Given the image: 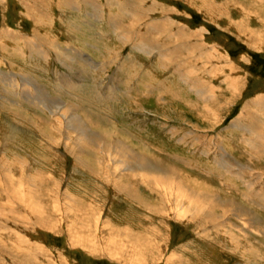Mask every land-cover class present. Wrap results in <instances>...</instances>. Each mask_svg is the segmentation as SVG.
<instances>
[{
    "label": "rangeland",
    "instance_id": "374dc122",
    "mask_svg": "<svg viewBox=\"0 0 264 264\" xmlns=\"http://www.w3.org/2000/svg\"><path fill=\"white\" fill-rule=\"evenodd\" d=\"M35 1L38 3H34ZM222 1L218 0V2ZM6 2L0 3V58H2L0 71L3 73L0 75V163L4 159H16L24 162L27 167L22 171L20 168L10 167L12 172L17 175L20 174L19 176H22L24 180H27L30 173H35V171L48 172L47 176L50 177V182L48 181L49 184L47 182V188L51 185L52 180L61 179L62 172L65 173V181L60 184L59 193L69 191L75 197L81 196L89 204L90 210L95 213L98 212V214L101 213V220L97 225L99 228L96 227V230L93 227L95 231L92 229L93 236L90 235L95 243L92 241V246L89 248V245L84 244L83 247H75V242L73 244L69 242V236L63 223L61 225L57 223L56 231H49L47 229L51 226L44 225L45 222L39 221L38 218H36L37 222L34 221L35 215L27 210L29 202L22 198V186L17 182H4L0 171V216H3V218L0 217V230L2 233L0 240L10 246L17 239L20 240L24 247L23 253L27 257L29 256L30 259L35 258L34 261L37 264H134L135 262L132 259L137 258L139 255L131 258L130 250L118 249L115 251L108 248L103 251V236L109 230L104 228L105 222H108L115 229L122 230L128 227L131 232H138V229L141 228L142 231L149 230L147 231L149 234H151L150 231L153 228L161 229L163 225H170L171 243L168 244V250H173V256L175 254L183 255L181 248L186 246L184 247V252H186L185 264H264V194H262L264 192L259 190L264 189V140L259 141L251 132L244 133V135L243 132L240 133L232 127L234 124H238L235 122L242 113L246 121L254 120L260 125L261 129H264V116L261 119L258 118L262 112L258 106L253 105L255 107L253 108L250 104L255 98L259 97L264 102V51H256V49L243 42L236 27L230 28L227 19L224 17L217 25L212 24L208 19L205 20L198 11L190 10L181 4L179 0H113L114 5H108L107 0H24L22 3L19 0H7ZM61 2L72 3L73 8L63 7ZM235 2L238 8L233 3L232 5H230L231 3L228 4L230 10L226 13L228 15L226 17L229 20L241 21L240 17L244 16L243 11L245 8L247 11L252 8L251 11H254V14L253 12V15L248 16L245 14V17L248 16V18L246 21L242 20L245 21L244 25L247 28L264 30V0H235ZM26 3L32 8L43 10L41 11L48 24V34H41L42 31L36 34L32 32L34 24L30 17L34 16L27 12L30 9L26 8ZM137 3L138 5H136ZM243 3H245V6H243ZM35 4H37L36 7ZM58 5L67 14V20H64L66 17L63 18V14L59 12ZM240 5L244 9L240 8ZM64 8L68 9L65 10ZM151 8L154 10L153 13ZM123 12L128 13L126 18ZM2 14H5V16ZM24 14H28V16L24 17ZM164 18H171V25ZM62 21L68 23L79 21L77 22L79 25L75 28L76 35H80L82 40L87 38L89 44H84L80 40L79 45L76 39L70 41L64 30V28H70V26L62 23ZM180 21L192 30L195 29L193 32L201 33L200 41L197 40L204 44L202 45V53L199 54L201 62L197 58L198 61L196 62L182 64L187 59L194 58L195 54H189L188 58L182 60L179 57L184 54H177V50L181 52L183 46L188 43H195L196 39L186 42L183 39H177L176 34L169 36L170 32L178 30L177 26H181ZM227 28H230L229 31H226ZM184 31L187 33L186 30ZM1 40L11 42L6 44L4 52ZM51 41L55 42L57 46L50 45ZM151 41L155 44L153 47L148 46V43L151 45ZM33 44L38 46L39 53L37 47H33ZM138 44L147 45L145 47L150 49L147 50V53H145L146 50H143L144 52L137 50L136 46ZM155 46L160 49L155 50ZM77 47L88 56H79L78 52L74 54L75 60L84 62L81 59L86 58L88 61L84 59V67L81 66L82 75L74 77V73L71 72V67L65 61L66 58L62 51L68 48L73 51ZM212 50L214 51V57L207 61L206 55L203 54ZM129 52H131V55ZM159 54L166 57H160ZM121 55L124 57L122 58ZM220 59L227 61V69L225 67L218 68L211 75H206L204 80L201 77L204 72L210 70L213 63L214 65L223 63ZM204 62L207 64L203 65ZM200 65L201 68H199ZM190 69L192 72L189 71ZM149 71L152 73L149 74ZM186 72H190V74L187 75ZM10 76H12V79ZM27 77L33 80L31 81L32 86L28 87L32 91L27 90L28 88L25 87L28 82ZM228 78H234L238 86H241L243 82L244 85L241 90L239 91L238 87L237 89L231 88L227 81ZM205 81L209 84V87L211 85L213 87L212 92L208 94H203L201 91L204 90L203 83ZM77 84L81 86L82 90H75ZM36 90L43 93L36 96V102L23 98L25 97V91H28V94H33ZM233 91H235V94L232 93ZM81 95L84 96L81 97ZM55 97L67 99L62 104L63 106L61 105L62 107L67 106L70 102L75 106L84 108L90 114L89 118L81 116L80 118L87 122L86 125L90 124L92 127H96L95 130L107 141L110 140L109 138L119 139L120 143L122 142L133 152L144 154L151 161H158L162 164L161 166L170 168L172 172L179 167L182 170L184 169L186 176L213 184L215 190L218 189L222 195L235 199L261 221L259 224L260 232H257L256 228L254 229L257 231L247 232V235L253 241L245 242L236 226L225 227L228 229L226 231H221L219 228L215 234L214 231L218 228V223L214 224L217 227H213L212 223L201 220V218L184 221V225L188 224L189 226L183 228L175 219L176 216L174 217L172 214L174 213L172 204L164 203L162 189L156 181L151 183L142 174L137 176L139 179L134 177L133 180L130 176V178L124 176L128 181L125 178H120L125 182H129L130 186H134L133 192L137 190V187L141 193L144 190V193L139 194L142 195L144 200L159 205V211L164 214L163 220H161L160 212L159 215L154 213L156 210L154 207H150V203L148 205L145 201L140 202V199L131 197L127 191L122 193V191L114 188V185H119L120 179L118 178L123 172L116 170L118 173L115 175L110 160L106 159L99 151L95 152L93 147H91L93 149L91 152L94 153L92 157L94 155L96 157L94 166L98 169L97 174L88 167L77 168L69 153H64L62 145L56 149L54 146L48 145L43 138L52 139L55 138L54 136L35 130L36 125L44 123L50 134H56L53 128L57 125L56 115L59 111H56L55 108L51 110L48 105L43 104L45 100H53ZM207 109H210L209 111L213 109L212 118L208 116ZM249 111L254 113V119L250 116H246L247 119L245 118ZM98 124L101 126H98ZM212 125L215 127H212ZM252 127L254 126L252 125ZM226 135L229 138L228 142L225 141ZM70 137L72 139L76 138ZM13 138L17 140L16 145L10 144ZM96 145L97 143L94 144L95 147ZM105 163L107 164L105 165ZM112 170L114 171L112 172ZM242 179L245 180L242 181ZM239 180L241 183H239ZM108 181L109 183H107ZM246 186H249L248 188L252 190L246 189ZM161 197L163 198L161 199ZM58 201L63 202V198L60 197ZM63 212H65L64 208L59 206L53 215V220H59V216L65 214ZM234 213L238 214L236 210ZM222 214L225 215V212L222 211ZM227 217L230 218L227 222L233 221L237 225L242 224L243 220L236 215L228 213ZM197 219L199 222H197ZM224 220L226 219L223 218ZM150 222L152 224L154 222V224L151 225ZM23 227H26V229L24 230ZM199 227L203 230H199ZM208 229L211 231L209 232ZM227 234L242 237H239V239ZM7 237L10 238L7 239ZM230 238H233L239 247L231 246ZM181 241H184V243L182 244ZM186 241L188 244H186ZM252 244L255 250L257 249L256 255L249 248L246 250V246H252ZM87 248L90 252L86 250ZM147 257H150L149 254ZM147 257H145V261L148 264H161V260H163L152 262ZM0 263H7V256L1 250Z\"/></svg>",
    "mask_w": 264,
    "mask_h": 264
},
{
    "label": "bare ground",
    "instance_id": "6f19581e",
    "mask_svg": "<svg viewBox=\"0 0 264 264\" xmlns=\"http://www.w3.org/2000/svg\"><path fill=\"white\" fill-rule=\"evenodd\" d=\"M7 0H1V2L3 3H7ZM15 1V0H14ZM17 1V0H16ZM21 3L24 2V0H19ZM108 1V5H114L113 0H107ZM121 1V0H120ZM150 1V0H149ZM181 2V4L185 5L187 8H189L192 11H198L205 20H209L210 23L212 24H218V22L224 17L225 19H227V24L230 28H235L238 30L239 33V37H241V40H243V42H245L248 46L253 47L254 49H256V51H264V30L263 29H258V28H247L246 25H244L245 21L247 20L249 15H253L254 11H251V7H247V8H251L248 9V11L245 10L244 12V16L242 15L241 21H237L235 22L232 20H229L226 16H228L226 13H228V10L230 6H228V4L232 5V3L234 5H236L235 0H223L222 2H218V0H179ZM0 2V3H1ZM53 2V1H52ZM125 2V1H124ZM153 2V1H152ZM238 2V1H237ZM240 2V1H239ZM242 2V1H241ZM34 3H38L37 1H35ZM93 3V2H92ZM131 3V2H130ZM142 3V2H141ZM27 4V3H26ZM68 4V5H67ZM102 4V3H101ZM120 4V3H119ZM241 4V3H240ZM245 3H243V6ZM2 5V4H1ZM37 4H35L36 7ZM61 5L63 7H69V8H73V4L72 3H64L61 2ZM125 5V4H124ZM127 5V4H126ZM138 5V3L136 4ZM142 5V4H141ZM6 6V5H5ZM4 6V8H5ZM44 6V5H43ZM90 6V5H89ZM134 6V5H133ZM241 6V5H240ZM243 6H241L240 8H242ZM56 7V6H55ZM106 7V5H105ZM114 7V6H113ZM142 7V6H141ZM147 7V6H145ZM26 8L30 9L27 12L32 14L34 17H30V19L32 18V23L34 24V28H33V33H40L41 34H48L47 31V21L46 18L43 16L42 11L39 8H32V6H30L29 4H27ZM46 8V7H45ZM51 8V7H50ZM59 9V12L61 14H63V18L67 16V14L63 11L62 8L57 7ZM126 8V6H125ZM124 8V9H125ZM236 8H238V6L236 5ZM53 9V8H52ZM65 10L68 8H64ZM110 9V8H109ZM153 10V8H151ZM244 9V8H242ZM40 10V11H39ZM114 10V9H113ZM151 10V11H152ZM157 10V9H156ZM155 10V11H156ZM89 11V10H88ZM105 11V10H104ZM149 11V10H148ZM6 12V11H4ZM26 12V13H27ZM64 12V13H63ZM122 12V11H120ZM147 12V11H146ZM154 12V10L152 11V13ZM253 12V14H252ZM256 12V11H255ZM260 12V11H259ZM3 13V12H2ZM92 13V12H91ZM142 13V10H141ZM231 13V12H230ZM78 14V13H77ZM121 13H119L120 15ZM180 14V13H179ZM245 14H247L245 17ZM259 14V13H258ZM3 16H5V14H2ZM21 15V14H20ZM60 15V14H59ZM91 15V14H90ZM124 17L126 18V16L128 15V13L123 12ZM149 15V13H148ZM199 15V16H201ZM230 15V14H229ZM22 16V15H21ZM28 14H24V17H27ZM73 16V15H72ZM71 16V17H72ZM85 16V15H84ZM118 16V14H117ZM122 16V15H120ZM168 16V15H167ZM20 17V16H19ZM61 17V16H60ZM149 17V16H146ZM4 18V17H3ZM53 18V17H52ZM57 18V16H56ZM99 18V16H98ZM118 18V17H117ZM138 18V17H137ZM145 18V17H144ZM235 18V17H234ZM51 19V17H50ZM101 19V18H100ZM165 19V18H164ZM261 19V17H260ZM259 19V20H260ZM53 20V19H52ZM67 20V17L64 19ZM144 20V19H143ZM170 25H171V18H166L165 19ZM245 20V21H242ZM30 21V20H29ZM54 21V20H53ZM95 21V20H94ZM191 21V20H190ZM202 21V19H201ZM261 21V20H260ZM2 22V21H1ZM77 22L79 21H70V23H68L67 21H62V23H65L67 25L70 26V28H64L65 30V35H67V37L71 39L78 41L77 43H79L80 40V35H76V27L79 25ZM123 22V21H122ZM166 22V23H167ZM181 22V21H180ZM203 22V21H202ZM3 23V22H2ZM55 23V22H54ZM94 23V22H93ZM124 23V22H123ZM127 23V22H126ZM129 23V22H128ZM167 23V24H168ZM201 23V22H200ZM258 23V22H257ZM262 23V22H261ZM17 23L15 22V25ZM125 24V23H124ZM132 24V23H131ZM145 24V23H144ZM3 25V24H2ZM1 25V26H2ZM60 25V24H59ZM82 25V23H81ZM91 25V24H90ZM136 25V24H135ZM164 25V24H163ZM162 25V26H163ZM166 25V24H165ZM262 25V24H261ZM7 26V25H6ZM18 26V25H17ZM21 26V25H20ZM64 26V24H63ZM113 26V25H112ZM134 26V25H133ZM144 26V25H143ZM158 26V25H156ZM155 26V27H156ZM3 27V26H2ZM5 27V26H4ZM16 27V26H15ZM57 27V26H55ZM65 27V26H64ZM89 27V26H88ZM131 27V26H130ZM150 27V26H149ZM166 27V26H164ZM168 27V26H167ZM58 28V27H57ZM113 28V27H112ZM160 28V27H159ZM171 28V27H170ZM230 28H227L226 31H229ZM260 28V27H259ZM93 29V28H92ZM146 29V28H145ZM149 29V28H148ZM152 29V28H151ZM155 29V28H154ZM163 29V28H162ZM178 30L172 31L170 32L169 36H173V34L177 35V39H183L186 42L190 41L191 39H196V42L193 43H188L185 46H183V49L180 51L177 50V54H184L181 57H179L180 59H184V58H188V55H192L195 54L194 58L192 59H187L186 62H182V64L184 63H192V62H196L200 61V55L202 53V42H198L197 40H199V37L201 35L200 32H193L195 29H191L190 27H188L186 24H183L181 22V26H177ZM95 30V29H94ZM132 30V29H131ZM134 30V29H133ZM156 30V29H155ZM187 33H185V31ZM190 30V31H189ZM6 31V30H5ZM21 31V30H20ZM63 31V30H62ZM93 31V30H92ZM126 31V30H124ZM159 31V30H158ZM161 31V30H160ZM159 31V32H160ZM17 32L19 33V31L17 30ZM30 32V31H29ZM86 32V31H85ZM123 32V31H122ZM155 32V31H154ZM63 33V32H62ZM61 33V34H62ZM92 33V32H91ZM107 33V32H106ZM121 33V32H120ZM86 34V33H85ZM84 34V35H85ZM117 34V33H116ZM132 34V33H131ZM7 35V34H6ZM24 35V34H22ZM31 35V33H30ZM58 36V34H56ZM124 35V34H123ZM187 35V37H186ZM8 36V35H7ZM78 36V37H77ZM27 37V36H26ZM51 37V36H50ZM125 37V36H124ZM52 38V37H51ZM22 39V38H21ZM61 39V38H60ZM84 39V38H83ZM87 38H85L84 40H82V42L84 44H87L88 41L86 40ZM126 39V38H125ZM155 39V38H153ZM131 40V39H130ZM24 41V40H23ZM55 41V40H54ZM67 41V40H66ZM200 41V40H199ZM26 42V41H25ZM155 42V41H154ZM7 43H11L8 40L6 41H2L1 40V45H2V49L3 52L5 50V46ZM34 43V41H33ZM59 43V42H58ZM76 43V42H75ZM76 43V44H77ZM144 43V42H143ZM142 43V44H143ZM16 44V43H15ZM22 44V43H21ZM24 44V43H23ZM22 44V45H23ZM52 46H57L55 42H50L49 43ZM70 44V43H68ZM83 44V45H84ZM89 44V43H88ZM130 44V43H129ZM137 44V43H136ZM142 44H138L136 46L137 50L143 51L146 50L145 53H147V50H149V47H145L147 45H142ZM150 43H148V46H154L155 44L152 43L151 41V45H149ZM153 44V45H152ZM60 45V44H58ZM80 45V43H79ZM112 45V44H111ZM157 45V44H156ZM115 46V45H114ZM119 46V45H118ZM121 46V45H120ZM188 46V47H187ZM33 47H37V51L39 53V48L38 46H36L35 44H33ZM14 48V47H13ZM54 48V47H53ZM74 48V47H73ZM84 48V46H83ZM103 48V47H102ZM58 49V48H56ZM61 49V48H60ZM72 49V48H71ZM153 49V48H152ZM155 50H158L160 48H158V46L154 47ZM25 50V49H24ZM23 50V51H24ZM105 50V49H104ZM187 50H189L187 52ZM20 51V50H19ZM54 51V50H53ZM58 51V50H57ZM62 51V50H60ZM121 51V50H120ZM192 51V52H191ZM79 52V56H88L87 54L84 53V51H80L79 48L77 47V49H73L70 50L69 48L62 51V53L64 54L65 58H66V62L69 63L70 67H71V72L74 73V77H78L82 75V70H81V66L84 65V62L86 60V58H83L81 60H83L84 62H80V61H76L74 54ZM111 52V51H110ZM116 52V51H115ZM134 52V51H133ZM144 52V51H143ZM24 53V52H22ZM131 55V52H129ZM26 54V53H25ZM56 54V53H55ZM114 54V53H113ZM118 54V53H117ZM155 54V53H154ZM153 54V55H154ZM197 54V55H196ZM214 51L212 50L211 52H207L206 55L207 57V61H210V59H212L214 56ZM58 55V54H56ZM110 55V53H109ZM135 55V54H134ZM156 55V54H155ZM154 55V56H155ZM202 55V56H203ZM31 56V55H30ZM122 56V55H121ZM160 57H166L165 55L159 54ZM180 56V55H179ZM21 57V56H20ZM54 57V56H53ZM56 57V56H55ZM58 57V56H57ZM90 57V56H89ZM124 56H122L123 58ZM171 57V56H170ZM5 58V57H4ZM37 58V57H36ZM91 58V57H90ZM111 58V57H110ZM117 58V57H116ZM115 58V59H116ZM132 58V57H131ZM148 58V57H147ZM198 58V59H197ZM2 58H0L1 61ZM38 59V58H37ZM58 59V58H57ZM85 59V60H84ZM121 59V58H120ZM136 59V58H135ZM134 59V61H135ZM149 59V58H148ZM162 59V58H161ZM171 59V58H168ZM175 59V58H174ZM30 60V59H29ZM59 60V59H58ZM61 60V59H60ZM93 60V59H92ZM117 60V59H116ZM124 60V59H123ZM122 60V61H123ZM154 60V59H153ZM173 60V59H172ZM31 61V60H30ZM63 61V60H62ZM77 64H76V62ZM88 61V60H86ZM94 61V60H93ZM174 61V60H173ZM177 61V60H176ZM221 62L223 63H218L217 65H214V63L212 64V67L210 70L204 72V74L201 77H205L206 75H211L213 72L217 71L218 68H226V60L224 59H220ZM6 62V61H5ZM33 62V60H32ZM60 62V61H59ZM154 62V61H153ZM156 62V61H155ZM171 62V61H170ZM201 62V61H200ZM197 62V63H200ZM16 63V62H15ZM19 63V62H17ZM31 63V62H30ZM34 63V62H33ZM63 63V62H61ZM92 63V62H91ZM99 63V62H97ZM3 64V62H2ZM6 64V63H5ZM153 64V63H152ZM156 64V63H154ZM161 64V63H160ZM207 63L204 62L203 65H206ZM139 65V64H138ZM180 65V64H179ZM5 66V65H4ZM7 66V65H6ZM91 66V65H90ZM136 66V65H135ZM161 66V65H160ZM183 66V65H181ZM2 67V66H1ZM68 67V66H67ZM84 67V66H83ZM137 67V66H136ZM136 67H134V69H136ZM159 67V65H158ZM164 67V66H163ZM198 67V66H197ZM231 67V66H230ZM229 67V68H230ZM16 68V65H15ZM91 68V67H89ZM97 68V67H96ZM150 68V67H149ZM148 68V69H149ZM199 68H201V65L199 66ZM198 69V68H197ZM2 70V69H1ZM4 70V69H3ZM151 70V68H150ZM9 71V70H8ZM12 71V70H11ZM16 71V70H15ZM102 71V70H101ZM191 71V69L189 70ZM5 72V71H3ZM14 72V71H13ZM69 72V71H68ZM100 72V71H98ZM103 72V71H102ZM101 72V73H102ZM192 72V71H191ZM199 72V70H198ZM12 73V72H11ZM16 73V72H15ZM100 73V74H101ZM152 73L151 71H149V74ZM197 73V72H195ZM3 73L0 71V75H2ZM9 74V73H8ZM18 74V73H17ZM187 75L190 74V72H186ZM102 75V74H101ZM196 75V74H195ZM23 76V75H22ZM71 76V75H70ZM5 77V76H4ZM14 77V76H13ZM6 78V77H5ZM10 78L12 79V76H10ZM16 78V77H15ZM190 78V77H189ZM10 79V80H11ZM18 79V78H17ZM199 79V78H198ZM26 80L27 82V86H25L26 88H28L29 86H32V82L33 81L30 77H27ZM142 80V79H141ZM205 80V78H204ZM25 81V80H24ZM149 81V80H148ZM228 83L230 85L231 88L237 89V87L239 88V91L241 90V88L243 87L244 83H241V86L237 85V82L234 78H228ZM188 82V81H187ZM200 82V81H199ZM12 83V82H11ZM57 83V82H56ZM67 83V82H66ZM82 83V82H81ZM80 83V84H81ZM201 83V82H200ZM7 84V83H6ZM20 84V83H19ZM39 84V83H38ZM79 84V83H78ZM77 84V85H78ZM84 84V83H83ZM145 84V83H144ZM190 84V83H189ZM194 84V83H193ZM22 85V84H21ZM65 85V84H63ZM76 85V89L82 90L81 86ZM154 85V84H153ZM196 85V84H194ZM237 85V86H236ZM55 86V85H54ZM62 86V85H61ZM146 86V85H145ZM204 86V90H201L203 94H208L209 92H212L213 87L212 85L209 87V84L206 83V81L203 83ZM236 86V87H235ZM16 87V86H13ZM38 87V86H37ZM36 87V88H37ZM66 87V86H64ZM35 88V87H32ZM35 88V89H36ZM39 88V87H38ZM143 88V87H142ZM201 88V87H200ZM199 88V89H200ZM40 89V88H39ZM195 89V88H194ZM198 89V88H196ZM27 90H31V88L27 89ZM4 91V90H3ZM90 91V90H89ZM82 92V91H81ZM94 92V91H93ZM28 91H25L24 96L23 97L25 100H29L31 102H36L37 101V97L36 96H40L42 93L41 91L37 92L34 91L33 94H28ZM46 93V92H44ZM80 93V92H79ZM233 94H235V91L232 92ZM9 94V93H8ZM19 94V93H18ZM43 94V93H42ZM45 95V94H44ZM43 95V96H44ZM52 95V94H51ZM49 96V95H48ZM84 96V95H83ZM81 95V97H83ZM1 97V96H0ZM6 97V96H5ZM13 97V96H12ZM16 97V96H15ZM61 97V96H60ZM78 97V96H77ZM94 97V96H93ZM49 99V98H48ZM92 99V98H91ZM153 99V98H152ZM16 100V99H15ZM67 99H59L53 98V100H45L43 102V104L48 105L51 110L52 109H56V111H59L58 115H56V123L57 125L54 126V131L56 132V134H50L45 126L46 124H38L35 126V130L39 131L43 134H49L51 136H54L55 138L49 139L46 137H43L45 142L50 145V146H54L56 149H58V147L60 145H62L64 147V153L67 154L69 153V155L72 157V159H74L77 168H82V167H88L92 170V172L94 171L96 174L98 171V169L94 166V162L96 160L95 155L92 157V155L94 153H92L91 151L93 150L91 147H93L96 151H99L100 153H102L106 159L110 160V164L113 166L112 172L114 171V174L116 175V173H118V171H120L121 176L118 178H125L124 176L127 177H131L132 180L134 177H137L139 174L144 175V177L146 178V180L150 181L152 183V181H156L157 185L160 186V188L162 189L163 192V196H164V203H171L172 207H173V212L172 213L174 215V217L176 216V220L179 223V225L183 228H185L187 225H184V221H190L194 220L195 218H201V220L204 221H208L209 223L213 224V227L215 226L214 224L218 225V228H216V230L214 231L215 234L218 232V229L220 228L221 231H226L228 229H226L225 227H234L236 226L238 228V232L241 233V235L243 236V239H245V242H251L253 241L249 235H247V232L249 231H254L256 228L257 232L259 231V224L261 221L258 220V218L250 212L249 209H246L244 206H242L241 204H239L235 199H232L231 197H228L226 195H222L221 192H219V190H215V187L213 186V184H210L208 182L205 181H198L195 179L190 178L189 176L185 175V171L182 170V168L177 167V169H175L174 172H172L170 170V168H167L166 166H161V163H158V161H151L150 158H146L144 156V154H140V153H135L132 150H130L126 145H124L122 142L120 143L119 139H113V138H109L110 140L107 141L106 138H104L101 134H99V132L96 129V127H92L90 124H87V122H84L82 120L81 117H86L89 118L88 116L90 115L84 108H80L79 106H75L73 104H71L70 102H68V105L65 107H62L65 103ZM87 100V99H86ZM5 101V100H4ZM10 101V100H9ZM106 101V100H105ZM255 101H259V102H263L262 100H260L259 98H255L252 102H250V104L252 105H256L258 106L259 110L262 112L261 115L258 116L259 119L263 118L264 116V102L263 103H259V102H255ZM11 102V101H10ZM14 102V101H13ZM41 104V103H40ZM14 105V104H13ZM62 105V106H61ZM45 106V105H44ZM61 106V107H59ZM12 107V106H11ZM47 107V106H46ZM44 107V108H46ZM255 108V107H253ZM35 109V108H33ZM32 109V110H33ZM31 110V111H32ZM210 109H207V112H209V117L212 118V113H213V109L211 111H209ZM258 110V111H259ZM46 111V110H45ZM217 111V110H216ZM255 111V109H254ZM34 112V111H33ZM55 112V111H54ZM219 112V111H217ZM245 112V111H244ZM243 112V113H244ZM257 112V111H256ZM19 113V112H18ZM44 113V110H43ZM15 114V113H14ZM21 114V113H20ZM19 114V115H20ZM42 114V113H41ZM54 114V113H53ZM239 114V113H238ZM253 112L249 111L247 115H245V118L247 119L246 116H250L252 119H254L253 117ZM259 114V113H258ZM48 115V114H47ZM252 115V116H251ZM21 116V115H20ZM53 116V115H52ZM218 116V115H217ZM222 116V115H221ZM49 117V115H48ZM206 117V116H205ZM28 118V117H27ZM42 118V117H41ZM52 118V117H51ZM220 118V117H218ZM217 118V119H218ZM214 119V118H213ZM38 120V119H37ZM41 120V119H40ZM51 120V119H50ZM210 120V119H209ZM215 120V119H214ZM221 120V119H220ZM253 121V122H252ZM46 122V121H45ZM208 122V121H207ZM220 122V121H219ZM41 123V122H40ZM235 123L238 124H234L232 127L236 128V130L240 133L243 132L244 133H249L251 132L253 135H255L259 141L264 140V129L260 128V125L255 122L254 120H248L246 121L244 119V115H242V113L238 116V119L236 120ZM49 124V123H48ZM211 124V123H210ZM85 125V126H83ZM90 125V126H89ZM100 124H98L99 126ZM252 125L254 127H252ZM101 126V125H100ZM212 127H215L214 125H212ZM263 127V126H261ZM226 129V128H225ZM229 129V128H228ZM256 129V130H254ZM256 131V132H255ZM255 134H254V133ZM230 133V132H229ZM245 135V134H244ZM70 136L76 137L74 139H72ZM247 136V134H246ZM245 136V137H246ZM224 138V137H223ZM232 138V137H231ZM230 138V139H231ZM243 138V137H242ZM249 138V137H248ZM241 140V139H240ZM239 140V141H240ZM225 141H229L228 135H226ZM232 142V141H231ZM241 142V141H240ZM254 142V140H253ZM97 143L96 147L94 146V144ZM251 143V142H250ZM10 144L12 145H16L17 144V140L16 139H11ZM219 144V143H218ZM222 145V144H221ZM226 145V144H225ZM224 145V146H225ZM239 145V144H238ZM255 145V144H254ZM90 147L89 149H86ZM223 150V149H222ZM221 151V150H220ZM227 153V152H226ZM220 154V153H219ZM228 154V153H227ZM231 155V154H230ZM222 156V155H221ZM222 158V157H220ZM263 158V157H262ZM69 159V158H68ZM251 159V158H250ZM260 159V158H259ZM186 160V159H185ZM232 160V159H231ZM183 161V160H182ZM262 161V160H261ZM102 162V161H100ZM178 162V161H177ZM228 162V161H227ZM232 162V161H231ZM98 163V162H97ZM179 163V162H178ZM186 163V162H185ZM191 163V162H190ZM189 163V165H191ZM107 163H105L106 165ZM188 164V163H187ZM177 165V164H176ZM188 165V166H189ZM225 165V163H224ZM236 165V164H233ZM262 165V164H261ZM4 166V167H3ZM194 166V165H193ZM227 166V164H226ZM225 166V167H226ZM232 166V165H231ZM20 168V170H24L27 165L24 162H20L17 161L16 159H4L1 163H0V171H1V175L3 178L4 182H12L15 183L17 182L21 187V194H22V198L26 199L29 204L27 206V210L35 215L34 221L37 222L36 218L39 219V221L45 222L44 225L46 226H51L49 229V231H56L57 230V226L59 223V225H61L63 223L64 228L66 230V233L69 236V242L71 244H73V242H75V247L81 246L83 247L84 245H89L88 248L90 246H92V241L95 243V240L90 236L92 235V229L93 227L96 229L98 222L100 219V214L95 213L94 211L90 210V206L87 203L86 200H84L83 198H81V196L75 197L73 193L67 191V192H63L62 194L59 193V189H60V184L65 181V173L61 174V179L60 178H56L55 180L51 181V185L47 188L46 185L49 184V179L50 177L47 176V173H42L41 171H35V173H30L29 177L27 180H24L22 176L17 175L16 173L12 172L11 169L12 168ZM186 167V166H184ZM190 167V166H189ZM206 167V166H205ZM235 167V166H234ZM237 167V166H236ZM258 167V166H257ZM264 167V166H263ZM106 168V167H104ZM187 168V167H186ZM233 168V167H231ZM241 168V166H240ZM250 168V167H249ZM188 169V168H187ZM204 169V168H203ZM216 169V167H215ZM118 170V171H116ZM217 170V169H216ZM208 171V170H207ZM222 171V170H221ZM229 171H230V167H229ZM237 171V169H236ZM242 172V170H240ZM250 171V170H249ZM191 172V171H190ZM194 172V171H193ZM78 173V172H77ZM192 173V172H191ZM220 173V172H219ZM229 173V172H228ZM239 173V172H238ZM259 173V172H258ZM261 173V172H260ZM119 174V175H120ZM222 174V173H221ZM225 173L223 172V175ZM233 174V173H232ZM243 174V173H242ZM263 174V173H262ZM105 175V174H104ZM114 175V177H115ZM229 175V174H227ZM252 175V174H251ZM112 176V175H111ZM225 176V175H224ZM110 177V176H109ZM129 177V178H130ZM189 179H187V178ZM219 177V176H218ZM226 177V176H225ZM232 177V175H231ZM138 178V177H137ZM220 178V177H219ZM223 178V177H222ZM240 178V177H239ZM244 178V177H243ZM109 179V178H108ZM126 179V178H125ZM136 179V178H135ZM134 179V180H135ZM139 179V178H138ZM137 179V180H138ZM226 179V178H225ZM241 179V178H240ZM247 179V178H246ZM127 180V179H126ZM132 180H130L132 182ZM245 179H242V181ZM251 180V179H249ZM49 181V182H48ZM119 181V180H118ZM128 181V180H127ZM141 181V180H139ZM192 181V182H191ZM224 181V180H223ZM229 181V180H228ZM238 181V180H237ZM252 181V180H251ZM250 181V182H251ZM48 182V184H47ZM136 182V181H135ZM155 182V183H156ZM220 182V181H219ZM222 182V181H221ZM231 183L233 181H230ZM236 182V181H235ZM257 182V180H256ZM255 182V183H256ZM109 183V181L107 182ZM142 183V182H141ZM228 183V182H226ZM225 183V184H226ZM230 183V184H231ZM239 183L240 180H239ZM243 183V182H242ZM246 184V183H245ZM69 185V184H68ZM243 185V184H242ZM141 186V185H140ZM149 186V185H148ZM157 186V187H159ZM110 187V186H109ZM249 187V186H248ZM246 186V189H249ZM253 187V186H251ZM261 187V185H260ZM114 188L117 189L118 191H122L125 192L127 191V193H129L131 195V197L133 198H137L140 199V202H147L146 204L149 205V201H147L146 199L144 200V198L142 197L143 192L141 193V191L138 189L135 190V192H133L132 190L134 189V186H130L129 182H125L123 180L120 179V183L119 185H114ZM121 190H119V189ZM149 188V187H148ZM255 188V187H254ZM258 189V188H257ZM147 190V189H146ZM145 190V191H146ZM158 190V188H157ZM249 190H252L251 188ZM262 190V192H264V189H259ZM151 191V190H150ZM246 191V190H244ZM117 192V191H116ZM115 192V193H116ZM248 192V190H247ZM118 193V192H117ZM246 193V192H245ZM252 193V191H251ZM258 193V191H257ZM158 194V193H157ZM244 194V193H243ZM264 194V193H262ZM138 195V196H136ZM144 195V194H143ZM147 195V194H146ZM154 195V194H153ZM152 195V196H153ZM245 195V194H244ZM259 195V193H258ZM257 195V196H258ZM63 198V202H59L58 199ZM150 197V196H149ZM243 197V195H242ZM260 197V196H259ZM116 198V197H115ZM147 198V197H145ZM155 198V197H154ZM163 197H161L162 199ZM244 198V197H243ZM257 198V197H255ZM262 198V197H261ZM260 198V199H261ZM151 199V198H149ZM160 199V198H159ZM160 199V200H161ZM245 199V198H244ZM89 200V198H88ZM246 201V200H245ZM144 202V203H145ZM154 202V201H153ZM247 202V201H246ZM250 202V201H249ZM248 204L250 205V202ZM254 203V200H253ZM260 203V202H258ZM257 203V205H258ZM262 203V201H261ZM145 204V206H146ZM150 207H154L156 212L154 213H159L161 220H163V216L164 214L159 211L158 206L159 205H154L152 203H150ZM256 204V203H255ZM254 204V205H255ZM96 205V203H95ZM99 205V204H97ZM261 205V204H260ZM59 206H62L64 208V211L62 216H59V220H53V215L56 211V209H58ZM247 206V205H245ZM255 207V206H254ZM258 208V207H257ZM264 208V207H263ZM96 209V208H95ZM148 209V208H147ZM256 209V208H255ZM237 211L238 214H235L234 211ZM222 211L225 212V215L222 214ZM233 214L238 216L242 221V224H236L233 221L231 222H227L228 218L227 214ZM158 214V215H159ZM169 214V213H168ZM166 215V214H165ZM5 216V215H4ZM168 216V215H167ZM3 218V216H0ZM227 217V218H226ZM232 217V216H231ZM154 218V217H153ZM223 218H225L226 220L223 221ZM233 218V217H232ZM238 218V219H239ZM1 219V218H0ZM10 219V218H9ZM261 219V217H260ZM4 220V219H3ZM165 220V219H164ZM200 220V223H201ZM262 220V219H261ZM1 221V220H0ZM17 221V220H16ZM219 221V222H218ZM194 222V221H193ZM197 222L198 219H197ZM203 222V221H202ZM217 222V223H216ZM221 222V223H220ZM3 223V221H2ZM14 223V222H13ZM21 223V222H20ZM151 223V222H150ZM239 223V222H238ZM1 224V223H0ZM9 224V223H8ZM17 224V223H16ZM31 224V223H30ZM148 224V223H147ZM154 224V222H153ZM151 223V225H153ZM190 224V223H189ZM204 224H206L204 222ZM6 225V223H5ZM19 225V224H18ZM149 225V224H148ZM202 225V224H201ZM217 225L215 227H217ZM27 226V225H25ZM144 226V225H143ZM170 226V225H169ZM167 226V225H163L161 227V229H156L153 228L151 232V234L147 233V231L149 230H145L142 231L140 230L141 228L138 229V232H131L130 228L127 227V229H115L113 228L108 222H105L104 228H108L109 230L107 231V233L103 236V240H102V247H103V251H106L108 248H112L115 251H117L118 249L120 250H130V257H134V256H138L137 258H133V262H135L134 264H148L145 261V257H147V255L149 254L150 260L149 261H156V260H161V264H185V254L186 252H184V247L186 246H182V250L183 255L180 254H175L173 256L172 251L168 250V244L171 243V228ZM189 226V225H188ZM205 226V225H204ZM203 226V227H204ZM246 227L245 229L242 227ZM261 226V225H260ZM2 227V226H1ZM6 227V226H5ZM9 227V226H8ZM21 227V226H20ZM147 227V226H146ZM149 227V226H148ZM224 227V228H223ZM24 228V227H23ZM30 228V227H28ZM60 228V226H59ZM63 228V229H64ZM99 228V227H97ZM205 228V227H204ZM4 229V227H3ZM2 229V230H3ZM13 229V228H11ZM19 229V228H18ZM26 229V227L24 228V230ZM95 229H93L95 231ZM252 229V230H251ZM15 230V229H14ZM97 230V229H96ZM199 230H203L202 228L199 227ZM31 231V230H30ZM44 231V230H43ZM208 231L210 232L211 230L208 229ZM4 232V231H3ZM13 232V231H12ZM11 232V233H12ZM20 232H22L20 230ZM19 232V234H20ZM163 232V234H161ZM263 232V231H262ZM8 233V232H7ZM16 233V232H15ZM98 233V232H97ZM197 234H200L198 232H196ZM203 233V232H202ZM201 233V234H202ZM206 234V233H205ZM7 234L5 233V236ZM22 235V234H21ZM20 235V236H21ZM58 235V234H57ZM98 235V234H97ZM228 236H235L236 238L242 237L239 235H234V234H227ZM225 235V236H227ZM2 236L1 230H0V237ZM93 236V235H92ZM263 236V234H262ZM5 238V237H4ZM10 238V237H9ZM7 237V239H9ZM67 238V236H66ZM213 238V237H212ZM2 239V238H1ZM6 239V240H7ZM224 239V238H223ZM240 239V238H239ZM28 240V239H27ZM100 240V239H99ZM9 241V240H8ZM23 241V240H22ZM29 241V240H28ZM97 241V239H96ZM188 241V240H187ZM186 241V242H187ZM231 241V246L234 247H239L238 244L235 242V240L233 238H230ZM238 241V240H236ZM11 242V241H10ZM68 242V243H69ZM182 244L184 243V241H181ZM190 242V241H189ZM8 243V242H7ZM35 243V242H33ZM67 244V243H66ZM84 244V245H83ZM181 244V243H180ZM179 244V245H180ZM188 244V242L186 243ZM242 244V243H241ZM248 244V243H247ZM251 244V243H250ZM27 245V244H26ZM35 245V244H34ZM117 245V246H116ZM70 246V245H69ZM256 246V245H254ZM34 247V246H33ZM95 247V246H94ZM36 248V245H35ZM88 248L86 250H88ZM96 248V247H95ZM94 248V250H95ZM177 248V246H176ZM180 248V247H179ZM249 250L256 255V250L252 246L248 245L246 246V250ZM97 249V248H96ZM178 249V248H177ZM0 250L7 256V263L4 264H37L34 259L32 257V259L29 258V256L27 257L23 252H24V247L22 246V244L20 243V240H16L11 246L6 244L5 242H3L2 240H0ZM27 250V249H26ZM84 250V249H83ZM246 250H243L244 252ZM89 251V250H88ZM178 251V250H177ZM180 251V250H179ZM90 252V251H89ZM259 252V250H258ZM42 253V252H41ZM37 254V253H36ZM44 255V254H42ZM41 255V256H42ZM2 256V255H1ZM34 256V255H33ZM40 256V255H39ZM49 256V255H48ZM185 257V258H184ZM62 258V257H61ZM2 261V260H1ZM1 264V263H0ZM155 264V263H152ZM160 264V263H159Z\"/></svg>",
    "mask_w": 264,
    "mask_h": 264
}]
</instances>
